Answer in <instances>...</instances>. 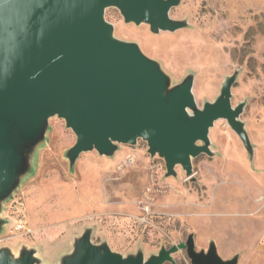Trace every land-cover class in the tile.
<instances>
[{"label":"rangeland","instance_id":"374dc122","mask_svg":"<svg viewBox=\"0 0 264 264\" xmlns=\"http://www.w3.org/2000/svg\"><path fill=\"white\" fill-rule=\"evenodd\" d=\"M170 16L187 25L153 33L145 23L125 22L115 7L105 11L114 36L135 41L171 84L193 74L199 107L236 72L231 104L246 102L240 119L252 155L221 118L208 133L213 154L192 158L191 176L180 165L166 176L164 159L150 155L140 138L118 144L110 156L82 152L70 166L65 153L75 135L53 116L31 154L30 172L3 202L0 248L17 254L33 247L41 264H61L89 227L93 243L105 241L123 255L141 250L147 258L192 233L196 250L213 241L225 259L264 264V0H180ZM22 217L30 232L20 235L13 226ZM173 258L192 264L185 249Z\"/></svg>","mask_w":264,"mask_h":264},{"label":"water","instance_id":"95a60500","mask_svg":"<svg viewBox=\"0 0 264 264\" xmlns=\"http://www.w3.org/2000/svg\"><path fill=\"white\" fill-rule=\"evenodd\" d=\"M180 0H0V232L3 202L30 172L31 154L44 141L49 119L62 118L75 135L66 150L72 166L79 154L96 150L110 156L118 144L140 138L150 155L165 161L166 176L180 165L192 175L191 160L212 155L209 129L225 119L246 151L253 149L240 119L245 101L231 104L237 73L224 78L219 93L199 107L192 92L193 74L176 84L158 61L135 41L114 36L105 18L109 7L123 20L145 23L153 33L187 25L170 16ZM87 227L61 264H175L185 249L192 264H237L223 258L215 243L195 249L193 234L144 258L143 251L123 255L107 242L91 241ZM0 264H41L33 247L17 254L0 248Z\"/></svg>","mask_w":264,"mask_h":264},{"label":"built area","instance_id":"2783aa9c","mask_svg":"<svg viewBox=\"0 0 264 264\" xmlns=\"http://www.w3.org/2000/svg\"><path fill=\"white\" fill-rule=\"evenodd\" d=\"M14 230L18 234H28L30 232V229L26 226V221L22 218L16 219L14 223Z\"/></svg>","mask_w":264,"mask_h":264}]
</instances>
